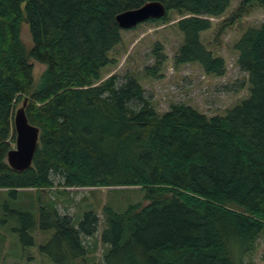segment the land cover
Returning <instances> with one entry per match:
<instances>
[{"label": "trees", "instance_id": "16d2710c", "mask_svg": "<svg viewBox=\"0 0 264 264\" xmlns=\"http://www.w3.org/2000/svg\"><path fill=\"white\" fill-rule=\"evenodd\" d=\"M150 1L182 15L178 65L226 74L225 59L205 47L201 34L232 0H0V190L17 197L55 187H140L146 205L103 210V264H244L264 232V22L235 45L249 98L225 116L183 103L159 114L136 78L102 76L122 41L116 16ZM251 3L264 8V0H243L239 12ZM32 60L47 66L35 90ZM161 65L148 70L155 75ZM25 98L40 140L33 166L19 172L6 158L16 139V106ZM12 212L26 245L35 246L36 229L51 234L46 243L55 264L84 258L82 238L100 224L88 211L76 228L71 216L43 202L34 212Z\"/></svg>", "mask_w": 264, "mask_h": 264}, {"label": "rangeland", "instance_id": "374dc122", "mask_svg": "<svg viewBox=\"0 0 264 264\" xmlns=\"http://www.w3.org/2000/svg\"><path fill=\"white\" fill-rule=\"evenodd\" d=\"M242 3L243 0H232L226 13L219 18H211V29L201 34L205 47L214 56L225 59L224 76L207 75L197 63H176L175 57L184 42V36L177 26L182 15L171 11L164 21H148L134 29L123 30L122 41L109 55L114 63L103 69V78L107 79L113 74L118 75L121 82L127 76L136 78L159 114L167 112L173 104L183 103L209 117L225 116L229 110L249 98L251 89L248 74L241 71L238 65L239 53L235 45L247 30L259 28L264 22L263 7L251 3L244 5L243 12H239ZM235 13L239 17L231 25L229 19ZM21 39L29 51L33 42L25 22L21 25ZM161 61V67L153 75L149 70L156 68ZM31 63L34 67L35 90L47 66L34 60ZM22 103L23 100L16 109ZM11 146L15 149L16 141L11 142ZM54 182L57 186L59 181L55 178ZM144 195L140 187H55L45 191L22 190L17 197L7 190L0 191V264L56 263L51 255L54 249L46 243L52 237L51 234L36 229L31 233L35 246L26 245L18 231L21 225L12 212H34L41 202L62 216H71L76 228L86 212H96L100 220L98 232L93 237L82 238L88 253L74 264H103L108 248L101 242L105 227L104 208L111 207L123 212L130 205H146ZM244 264H264V232L254 250L245 256Z\"/></svg>", "mask_w": 264, "mask_h": 264}, {"label": "water", "instance_id": "95a60500", "mask_svg": "<svg viewBox=\"0 0 264 264\" xmlns=\"http://www.w3.org/2000/svg\"><path fill=\"white\" fill-rule=\"evenodd\" d=\"M166 15L167 9L164 4L150 1L138 9L118 14L116 21L122 30H131L145 22L160 20ZM28 102L29 98H25L22 106L15 110L16 148L11 149L6 158L8 165L19 172L26 171L33 166L40 140V129L29 122L26 114Z\"/></svg>", "mask_w": 264, "mask_h": 264}, {"label": "crops", "instance_id": "0c3cea01", "mask_svg": "<svg viewBox=\"0 0 264 264\" xmlns=\"http://www.w3.org/2000/svg\"><path fill=\"white\" fill-rule=\"evenodd\" d=\"M33 190V189H32ZM0 191H3V190H0ZM5 191V190H4Z\"/></svg>", "mask_w": 264, "mask_h": 264}]
</instances>
